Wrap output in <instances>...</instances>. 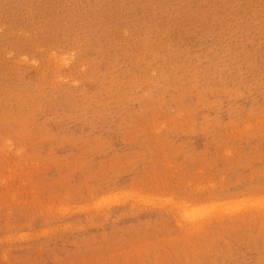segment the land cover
<instances>
[{
	"label": "rangeland",
	"instance_id": "374dc122",
	"mask_svg": "<svg viewBox=\"0 0 264 264\" xmlns=\"http://www.w3.org/2000/svg\"><path fill=\"white\" fill-rule=\"evenodd\" d=\"M0 264H264V0H0Z\"/></svg>",
	"mask_w": 264,
	"mask_h": 264
},
{
	"label": "bare ground",
	"instance_id": "6f19581e",
	"mask_svg": "<svg viewBox=\"0 0 264 264\" xmlns=\"http://www.w3.org/2000/svg\"><path fill=\"white\" fill-rule=\"evenodd\" d=\"M217 208V207H216Z\"/></svg>",
	"mask_w": 264,
	"mask_h": 264
}]
</instances>
